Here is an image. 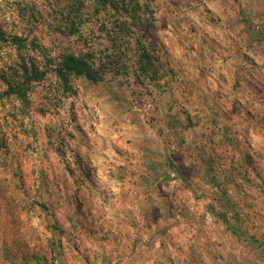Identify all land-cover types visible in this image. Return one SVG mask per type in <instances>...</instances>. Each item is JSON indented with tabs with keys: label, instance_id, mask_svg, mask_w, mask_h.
<instances>
[{
	"label": "rangeland",
	"instance_id": "374dc122",
	"mask_svg": "<svg viewBox=\"0 0 264 264\" xmlns=\"http://www.w3.org/2000/svg\"><path fill=\"white\" fill-rule=\"evenodd\" d=\"M107 1L0 0V264H264V0Z\"/></svg>",
	"mask_w": 264,
	"mask_h": 264
},
{
	"label": "trees",
	"instance_id": "16d2710c",
	"mask_svg": "<svg viewBox=\"0 0 264 264\" xmlns=\"http://www.w3.org/2000/svg\"><path fill=\"white\" fill-rule=\"evenodd\" d=\"M97 11L101 13H111L112 10H120L121 8L125 11L132 12L134 11L127 3H124L122 7H117L118 5L113 4L107 0H93ZM135 51L138 53V58H136V62L139 64V74L138 76L143 75V68L144 63L147 59L150 58V53L147 47L144 44H138V40H136ZM116 63L122 64L118 59H115ZM113 60L109 61L115 62ZM103 63H97L96 58L93 53L86 52V53H61L59 55L58 61L55 63L53 67V71L56 76L61 79L64 83L69 81L71 75L85 77L86 79L97 82L102 79L103 77V70L105 68L102 65ZM123 64L125 65L126 62L124 61ZM116 66V65H114ZM32 70V71H31ZM29 69L24 65L22 67V73L26 82H32L34 80L40 79L43 76V72L37 71L35 69ZM143 77V76H142Z\"/></svg>",
	"mask_w": 264,
	"mask_h": 264
}]
</instances>
